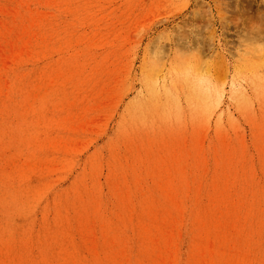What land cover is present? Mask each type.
I'll return each mask as SVG.
<instances>
[{"label": "rangeland", "instance_id": "rangeland-1", "mask_svg": "<svg viewBox=\"0 0 264 264\" xmlns=\"http://www.w3.org/2000/svg\"><path fill=\"white\" fill-rule=\"evenodd\" d=\"M0 264H264V0H0Z\"/></svg>", "mask_w": 264, "mask_h": 264}, {"label": "bare ground", "instance_id": "bare-ground-1", "mask_svg": "<svg viewBox=\"0 0 264 264\" xmlns=\"http://www.w3.org/2000/svg\"><path fill=\"white\" fill-rule=\"evenodd\" d=\"M198 259V258H197ZM260 259V258H259Z\"/></svg>", "mask_w": 264, "mask_h": 264}]
</instances>
